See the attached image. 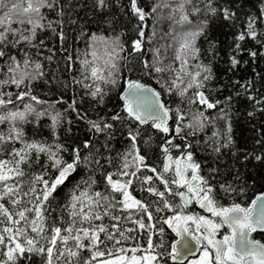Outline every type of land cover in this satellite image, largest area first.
I'll use <instances>...</instances> for the list:
<instances>
[{"label":"snow or ice","instance_id":"snow-or-ice-1","mask_svg":"<svg viewBox=\"0 0 264 264\" xmlns=\"http://www.w3.org/2000/svg\"><path fill=\"white\" fill-rule=\"evenodd\" d=\"M94 7L100 11L107 10L110 7L109 0H94ZM45 9L55 11L58 16L64 15L59 0H0V125H7L6 131L0 130V225H3L0 227V255L3 257L0 258V264H16L26 253L42 256L45 264H93L97 257L105 255V251L100 250L101 245H104L111 256L116 245L134 239L127 233L136 229L121 230L122 222L134 223L140 230L147 229L149 233L155 229L163 236L164 227L156 229L152 221L154 212L165 211L172 212L173 215L160 217L157 222L167 225L180 239H175L167 246L163 240L158 245H153L150 235L148 249H151L153 254L138 257L135 253L139 246L131 249L119 247L116 251L120 255L105 261L104 264H142L143 261H148L149 264H168L169 260L184 264L183 257L190 254L196 246L200 247L201 256L190 264H264V243L250 238V234L257 230L264 232V205L257 203L264 200V197H257L251 207H243L239 203L222 205L220 200L224 196L241 195L243 189L238 191L227 182L214 185L211 181L215 179L217 169H209L207 176L202 175L201 164L196 162L191 150L193 145L174 143L177 138L184 140L188 135L203 131L206 125L211 123L205 112L208 109H216L222 103L219 100L210 101L202 90L214 79L210 64L200 61V48L197 46L199 38L206 37L209 22L201 20L194 23L192 17L203 14L218 17L234 25L236 13L218 6L216 0H154L147 11L141 6L140 0H128L130 14L137 21L131 29L135 35L130 42L125 44L122 38L125 33L108 38L96 35L91 37L92 59H87L88 53H85V59L82 61L84 79L90 80L91 83H83L80 80H75L74 83L89 89L87 95L97 104L104 103V97L107 95L104 86L115 88L124 79L121 63L123 62L124 68L133 71L129 66L135 58L144 75L169 74L168 79H164L163 75L157 78V83L166 94L175 92L181 100L186 98L188 105L204 106V111L197 109L196 113L191 114V119H188L190 108L188 113L179 107L172 109L164 103L160 91L128 79L127 87L119 97L124 101L122 111L127 114L126 117L121 116L119 111L108 118L101 117L98 120L87 119L86 115L80 113L77 115L80 119L87 120L90 132L105 134L106 140L110 139L114 127L109 121H136L140 125L151 121V128L165 137L160 147L166 161L160 171L149 165L146 156L140 154L137 144L141 132L139 128L133 131L130 127L128 137L131 149L121 156V163L115 171H105V165L101 164L100 158L96 156L99 150L92 151L94 145L91 140L82 144V148L90 150L87 156L82 159L81 148H73V159L68 162L60 155L61 152L67 151L63 145H49L25 139L21 125L33 122L29 120V116H34L36 123L42 117L49 116L53 129L60 124L61 118L58 111L54 114L48 109L37 111L32 103H23L26 98L36 104L45 103L31 93L32 83L44 76L43 65L34 61L28 52L20 47L21 44L37 47L33 41L38 29L48 28L55 33L54 25L62 26V20H47ZM154 14L156 24L172 22L169 24L171 31L161 34V40L165 35L174 32L176 26L183 30L168 64L164 63L167 57L161 55V49L164 48L166 53L167 47L172 45L147 49L153 54L151 61L136 55L145 52V22L146 19L153 18ZM257 20L264 22V10L260 17H249L244 28L236 35L233 48L235 54L229 58L232 68L240 64L237 56L243 51L241 42L246 39L260 42L258 37L264 36V33L256 30ZM156 24L153 25L147 42L157 37ZM185 26L188 27L185 29ZM58 35L61 40L64 39L63 31ZM98 43L104 45L102 55L96 48ZM12 49L19 51L13 54ZM248 54L252 58L258 55L255 51H249ZM47 59L50 60L51 57ZM10 86H14L17 91H7L6 88ZM242 87L247 92L251 82ZM189 90H194L190 96ZM225 99L230 101L232 97ZM248 99L253 100L256 105L264 104V99L251 95ZM17 101L23 103L22 109L17 106ZM9 105L13 107L9 108ZM50 107L54 108L55 105ZM69 107L75 111V101ZM220 111L219 118L224 119L227 113L223 109ZM259 111L264 112V108ZM173 112L174 116L170 115ZM170 119L173 120L172 127L169 126ZM186 129L190 131L186 132ZM213 138L214 152L219 153L222 148L229 147L233 143L230 122H225L223 136L219 131H214L209 139ZM17 143L22 147H15ZM144 143L147 144L148 141ZM172 148L180 150V154L173 157L170 154ZM40 154H44L51 168L56 170L54 176H49V170L45 166H42L44 170L39 174L26 172L25 167L31 168L33 163H39ZM248 158L246 155L245 160ZM254 159L262 160L264 156L256 155ZM105 163L111 166L112 158L106 157ZM81 164L91 169L92 175L82 182L83 186L77 185L73 191L69 204L65 206L68 219L64 220V209H60V220H53L49 225L52 209L47 205L50 203V197L54 199L53 193L57 192V188L63 185ZM93 164L96 165L95 168H92ZM145 170L154 175H144ZM97 173L102 176V190H95ZM169 173L171 175L166 176ZM157 185H162L163 190ZM136 191L147 193L154 199L146 201V198H137L134 195ZM170 197H178L179 200L173 203ZM193 203L198 204L210 215L187 212L186 209ZM137 216L140 218L134 219ZM105 217L114 222L111 223V230L102 222ZM145 218L149 221L147 225ZM96 221L101 223L97 224ZM59 222H63L64 227L57 226ZM224 226L231 231L218 239L220 229ZM102 233L104 239H101ZM42 240L45 241L44 244L41 243ZM109 244L112 246L109 247ZM85 250L91 255L82 258V252ZM128 251L132 252L130 257L127 255Z\"/></svg>","mask_w":264,"mask_h":264},{"label":"trees","instance_id":"trees-1","mask_svg":"<svg viewBox=\"0 0 264 264\" xmlns=\"http://www.w3.org/2000/svg\"><path fill=\"white\" fill-rule=\"evenodd\" d=\"M153 2L154 0H140L141 6H144L146 11ZM109 3L110 7L107 10L100 11L94 7V0H59V4L64 11L63 16H58L55 11L44 10L47 20L54 22L62 20L63 24L62 26L54 25L55 33L48 28L43 30L38 29L36 39L33 41L37 47L21 44L20 47L24 51H27L34 61L42 63L44 70V76L32 83L31 93L41 101H45V103L36 104L27 98L23 103H32L37 111L48 109L53 114L57 111L60 112V124L53 129L51 127L52 121L46 115L38 123L34 121V116H29V120L33 122L21 126L25 139L29 141L35 140L49 145H63L67 151L61 152L60 155L68 162H71L73 159V148H81L82 159L87 156L90 150L82 148V144L86 140H91L94 145L92 151L99 150L96 156L100 158L101 164L105 165V171H115L117 169L121 163V156L131 149V141L128 137L129 128L131 127L133 131L139 128L141 136L138 137L137 144L140 147V154L146 156V162L149 165L156 167L160 171L165 162V156L162 153L160 145H162L165 137L162 133H158L155 129L151 128V123L140 125L136 121H109L114 124V127L111 130L110 139L106 140L105 134L90 132L87 120H82L77 115V113H80L81 115H86L87 119L98 120L101 117L108 118L113 113L119 111L121 116L126 117L127 114L122 111L124 101L119 97L124 91L128 79L139 80L144 84L154 86L161 92L167 106L172 109L179 107L188 113L190 108L191 113H189L188 119H191V114L196 113L197 109L204 111V106L199 104L188 105L187 99L181 100L175 92L171 95L166 94L161 89L160 84L157 83V78L163 75L164 79H168L169 74L152 73L151 75H144L140 70V64L135 58L129 66L134 69L133 71L124 68L123 62L121 63L124 79H122L119 86L115 88L104 86L107 95L104 97L102 105L97 104L95 100L87 95L89 89H85L82 84L74 83L75 80L91 83L90 80L84 79L85 72L82 61L85 59V53H88L87 59H92L90 53L92 50L91 37L93 35L108 38L125 33L122 38L126 45L135 35L131 29L137 21L130 14L128 0H118V3L117 0H109ZM216 3L218 6L226 7L236 13L234 25L218 17L205 16L203 14L192 17V19L194 23H198L201 20L209 22L206 37H200L197 41V46L200 48V61L204 64H210L213 69L214 79L202 90L210 101L219 100L222 103L216 109H208L205 112V116L208 117L211 123H208L203 131H197L195 135H188L184 140L177 138L174 143H191L193 145L191 150L196 162L201 164L202 175L207 176L209 169H217L215 179L211 183L215 185L218 182H227L238 191L243 189L241 195L224 196L220 200L222 205L230 206L232 203H239L241 206L247 207L258 193L264 192V159H254L256 155L264 156V112L259 111L260 108H264V104L256 105L253 100L248 99L249 95L257 99H264V36L258 37L260 42L251 39L241 42L243 51L237 56L240 64L235 68L231 67L229 58L235 54L233 48L236 43V35L244 28L245 21L249 17L261 16L262 10H264V0H216ZM47 20L44 21L45 24ZM145 23L147 24L145 29V52L136 55L151 61L153 54L151 51H147V49L160 47L161 45H172V47H167L166 53L164 48L161 49V55L167 57L164 63L168 64L172 60L174 47L177 45L183 30L179 26H176L180 30L178 29L175 32H171L170 35H165L164 39L161 40V34L171 31L169 24L172 22L164 21V25L156 24L154 14L153 18L146 19ZM154 24L157 26L158 35L151 42H147V37L152 34ZM13 27H16V25H13ZM187 27L185 26V29ZM256 30L257 32L264 33V22L257 20ZM61 31L64 34L63 40L58 35ZM96 48L99 54L102 55L104 45L98 43L96 44ZM18 51V49H12L13 54H16ZM249 51L257 52V57L252 58L249 56ZM47 57H51V59L49 60ZM176 66H178V62ZM236 81H239V83H236ZM248 82H251V87L245 92L242 85ZM6 90L17 91L14 86L7 87ZM193 91L189 90L188 95L190 96ZM229 96L232 97L230 101L225 99ZM74 101L75 111L69 107ZM23 103L16 102L17 106L21 109L23 108ZM53 104L55 107H50ZM8 107L12 108L13 106L9 105ZM221 109L227 113L224 119L219 118ZM249 113H253V115L250 116ZM171 115L174 116V112ZM226 121L231 124L233 143L227 148H222L217 153L212 150L215 147L213 143L215 138H209L212 137L214 131H219L221 136H223ZM169 126H173V120H171ZM0 130L6 131L7 125H0ZM185 131L188 132L190 130L186 129ZM149 137H151V140H149ZM144 141H148V143L146 144ZM258 141L259 143H257ZM221 142L223 141L221 140ZM105 145L107 146L105 147ZM8 147H11V145H8ZM15 147L19 148L22 145L17 143ZM170 154L176 157L180 154V150L172 148ZM246 155L249 156L247 160H245ZM106 157L112 158L111 166L105 163ZM33 158L35 159V154H33ZM42 166L48 168L49 176L56 174V170L51 168L50 162L44 154H40L39 163H33L31 168L25 167V170L26 172L39 174L44 170ZM95 167L96 165L93 164L92 168ZM143 174L154 175L146 170L143 171ZM90 175H92L91 169L81 164L69 176L68 180L57 188V192L53 193L54 199L50 197V203L47 205L48 208L52 209L48 221L49 225H51L53 220H60V209H64V220L68 219V210L65 206L69 204L76 186H83L82 182L87 180ZM169 175L171 173L166 174V176ZM96 180L95 190H102V176L99 173L96 174ZM157 186L163 190L162 185ZM134 195L137 198H146V201L154 199L149 194L139 191L134 192ZM170 199L173 203L179 200L178 197H170ZM46 215L49 214L46 213ZM153 215L154 219L152 223L155 224L156 229H159L161 226L165 229L163 236L155 229L152 233H149L147 229L140 230L138 225L134 223L122 222L121 230L124 228L136 229L134 232L127 233V235L134 237V239L122 241L120 245H116L112 250L111 256H109L104 245H101L100 250L105 251V255L97 257L93 264L120 255L116 251V248L119 247L130 249L131 247L139 246V252L145 251L148 248V238L150 235L153 245H158L161 240L165 241V246L168 243L174 242L176 238L167 225L157 222L160 217L171 216L173 213L169 211L163 213L154 212ZM139 218V216L134 217V219ZM102 222L108 225L109 230H111V223L114 222L109 221L107 217ZM144 222L146 225L149 223L146 218ZM96 223L99 224L101 221H96ZM57 226L64 227V224L63 222H59ZM0 227H3V225H0ZM101 239H104L103 233L101 234ZM41 243L44 244L45 241L42 240ZM85 243L88 242L85 241ZM111 246L109 244V247ZM150 251L152 250L150 249ZM90 255L91 253L87 250L82 252V258L89 257ZM0 258H3L2 255H0ZM16 264H45V262L44 258L40 255L26 253L25 257L19 258ZM168 264L173 263L169 260Z\"/></svg>","mask_w":264,"mask_h":264},{"label":"flooded vegetation","instance_id":"flooded-vegetation-1","mask_svg":"<svg viewBox=\"0 0 264 264\" xmlns=\"http://www.w3.org/2000/svg\"><path fill=\"white\" fill-rule=\"evenodd\" d=\"M174 142H175V141H174ZM181 190L183 191L184 189H181ZM251 202H252V201H251ZM251 202H250V204H251ZM250 204H249L247 207H249ZM186 211L189 212V213H197V214H201V215H210V214L206 213L204 210H202V209L199 207V205L196 204V203L191 204V205L188 207V209H186ZM170 230H171V229H170ZM171 231H172V230H171ZM172 233L174 234L173 231H172ZM228 233H230V229H229L227 226H224L223 228L220 229V232H219L217 238H218V239H219V238H222V236H223L224 234H228ZM174 236H175V238L177 239V236H176L175 234H174ZM252 239L260 240L262 243H264V232H261V231H256V232H254L253 235H252ZM138 252H139V250H138ZM200 254H201V250H200L199 255H200ZM199 255H198V256H199ZM198 256H196V257H198ZM196 257H191V258L188 259V261H189L190 259H193V258H196ZM188 261H187V262H188ZM187 262H186V263H187Z\"/></svg>","mask_w":264,"mask_h":264},{"label":"water","instance_id":"water-1","mask_svg":"<svg viewBox=\"0 0 264 264\" xmlns=\"http://www.w3.org/2000/svg\"><path fill=\"white\" fill-rule=\"evenodd\" d=\"M133 80H135V79H133ZM136 81H138L139 83H141V84H143V85H145L146 87H148V88H151V89H154V90H156V91H158L154 86H152V85H149V84H144V83H142V82H140L139 80H136ZM126 87H127V84H126V86H125V89H126ZM124 89V90H125ZM123 93V92H122ZM122 95V94H121ZM161 98H162V100L164 101V99H163V97H162V95H161ZM164 103H165V101H164ZM166 104V103H165ZM167 105V104H166ZM170 115H171V113H170ZM170 122H171V119L169 120V124H170ZM149 123H151V121H149ZM149 123H147V124H149ZM145 125V124H144ZM165 161H166V158H165ZM257 197H264V192H260V193H258L255 197H254V199L252 200V202L253 201H256L257 200ZM252 202H251V204H250V206L249 207H251L252 206ZM257 203H258V205H264V200H260V201H257ZM203 210V209H202ZM205 211V210H204ZM257 211H259V208L257 209ZM206 212V211H205ZM207 213V212H206ZM209 214V213H208ZM231 231V230H230ZM257 231H261V230H257ZM262 232V231H261ZM254 233V232H253ZM253 233H251L250 234V238L252 239V235H253ZM175 234V233H174ZM176 235V234H175ZM177 239H180V237H177ZM262 243V242H261ZM131 248H136V247H131ZM130 248V249H131ZM138 252V251H137ZM199 253H200V247L199 246H196L194 249H193V251L190 253V254H187L185 257H183V260H184V264L188 261V259L189 258H191V257H196V256H198L199 255ZM173 264H178V262H173V261H171Z\"/></svg>","mask_w":264,"mask_h":264},{"label":"rangeland","instance_id":"rangeland-1","mask_svg":"<svg viewBox=\"0 0 264 264\" xmlns=\"http://www.w3.org/2000/svg\"><path fill=\"white\" fill-rule=\"evenodd\" d=\"M159 25H160V24H159ZM163 25H164V23H163ZM163 25H162V26H163ZM178 29L180 30L179 27H176V30H178ZM176 30H175V31H176ZM175 31H174V32H175ZM147 247H148V246H147ZM151 254H153V252L150 251V249H148V248H147L145 251H142V252H136V253H135V255L138 256V257H140V256H148V255H151ZM127 255L130 257V256L132 255V252L130 251L129 253H127ZM200 256H201V254H200L198 257H196V258L190 259V260H189L187 263H185V264H190L191 261L199 259ZM115 257H116V256H115ZM115 257H112V258H108V259H105V260L98 261V262H96L95 264H104L105 261H107V260H109V259H114ZM142 264H149V262H148V261H143Z\"/></svg>","mask_w":264,"mask_h":264}]
</instances>
